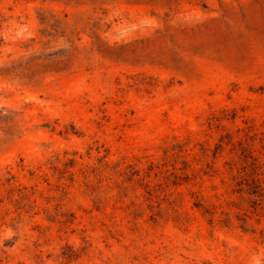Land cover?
<instances>
[{
    "label": "rangeland",
    "instance_id": "rangeland-1",
    "mask_svg": "<svg viewBox=\"0 0 264 264\" xmlns=\"http://www.w3.org/2000/svg\"><path fill=\"white\" fill-rule=\"evenodd\" d=\"M0 264H264V0H0Z\"/></svg>",
    "mask_w": 264,
    "mask_h": 264
}]
</instances>
